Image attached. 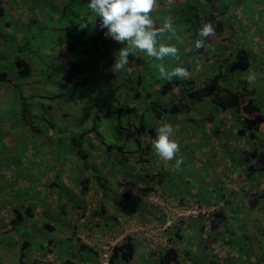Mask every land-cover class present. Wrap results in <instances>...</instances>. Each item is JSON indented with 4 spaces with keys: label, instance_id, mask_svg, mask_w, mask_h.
Wrapping results in <instances>:
<instances>
[{
    "label": "rangeland",
    "instance_id": "1",
    "mask_svg": "<svg viewBox=\"0 0 264 264\" xmlns=\"http://www.w3.org/2000/svg\"><path fill=\"white\" fill-rule=\"evenodd\" d=\"M26 1H31L30 5H26L31 15L26 17L25 22L20 16H16V19L12 18V26L15 28V31L13 33L4 32V35L6 34L11 38L10 45L23 48L24 50L19 53V56L31 62L32 76L25 83V89L28 94L32 95L35 99L29 101L31 106H34L35 110L33 112L38 114V118L33 119L32 122L37 125L38 121L41 120L39 127L41 126L40 129L44 131L45 129H49L47 122L50 121L53 124V136L56 145L54 148L50 149L51 155L46 159L47 162L46 164L44 163V166L38 168L37 163L34 164L36 171L39 172L40 176H46V173L50 170L54 157L59 156L58 150L60 148L67 149L66 142L69 141L71 135H80L90 130L91 126L94 124L98 134L97 136L95 132L94 135L85 134L86 140L90 138L95 145L100 146V153L102 152V154L106 155V158L110 162H107L106 168L110 167L113 175L116 174L119 169L121 174L130 173L129 175H131L130 178L132 181L130 180L129 183H127L122 179L121 175L112 178L109 182L111 184V191L108 189V192L111 193L110 197H107V199L102 198V200L101 197L99 198L96 194H93V196L88 199H72V201L76 203L74 207H72V204L67 198H59L60 200H58L60 202L66 203V207L63 211L65 212L66 209V211L69 212V217L66 224L63 225V223H60L56 226V231H46L42 233L40 237H35L38 232L35 228H23L20 226V228L18 227L15 230H5L4 227L7 224L12 206H14V204L21 206L28 202L25 200L27 199V197H25L26 195L19 197L20 192H18L17 189L22 186V182L21 184L19 182V186L15 188L17 184L16 175H20L23 172L30 174L31 171L28 167L23 169L21 163L18 162L19 159H21L22 147L16 145L14 149H16L19 154L17 155L15 153L11 156L9 150L12 146L11 140H9L8 144L7 140L2 139L0 141V188L5 189L9 187L11 191L7 194H12V197L6 200L8 196L6 194L4 197L5 205L0 206V264H18L23 236L27 237L29 241L27 253L30 257L26 256L28 262L37 259L39 264H56V260L60 257L57 255V250L60 247L62 248V241L60 240L67 236H72L74 239L73 242L70 241L69 243V245L74 246L73 249H76V246L85 240L86 242H90L93 248L98 249L101 254V248L103 250V246L107 248V245L114 244L121 240L124 234L127 233L126 231H128L130 225H127V229L122 227V231L116 226L111 229H101V227H97L100 219H98V215L96 216L95 213L99 212L101 207H104V209L111 210V218H114L112 215L115 212L125 211L130 208V205H134L135 202H145L144 204L147 206L159 208L163 211V214H165V222L163 224H158L155 220H152V222H149L150 220L141 221V224H143L141 230L135 232L139 234L137 237L140 238L141 233L144 236L146 234H153L161 240L158 241V244H166L167 242L173 245L174 243V245H176L175 247H179V249L183 250V247H189L191 253L188 258L186 256L183 257L184 261L182 264H205V262L210 264V260H212L214 264H264V198L262 197L257 199L258 201L254 207H248L246 204V206H242L240 209H231L232 212L231 210L227 212V209L223 211L227 216L226 220L223 222L224 227L230 233L232 231L236 232L235 237L228 242L231 243L235 249L228 253L230 256L227 259L223 257L222 260H215V258H212V251L209 252L207 251L208 248L201 247V242L206 239L204 236L207 235L209 229L210 219L207 216L212 210L227 208V205L229 207H235L237 202L234 200L239 198L244 201L248 193H252L255 190L259 191L261 188V184L255 181L244 179L247 182H242L236 180L235 190H237V194H234L235 196L229 195L232 198H229L227 204L225 203L224 197H219L220 192L218 190H215V193L211 191L215 187H219V182L221 181L216 173H210L209 168L212 166L214 160L227 159V155L231 153L227 150L230 146L236 148L239 142L237 136L228 133L227 129H225L222 134H219L216 139L214 133L208 132L201 124L204 121V118H201L203 116H201L203 110L207 109L211 111L212 109L200 107L195 111L198 115L191 117L190 122L186 121V123L180 120L181 117L178 115L168 119L162 118L159 121L155 120L153 116H150V112L148 111H146L147 113L144 115V121L148 123V125L151 124L155 130L164 123H171L176 129L175 138L179 141L180 151L177 152L175 159L168 161L171 165L170 169L168 171H161L163 173L162 177L163 181L171 186L170 193H176L178 196L188 195L192 198L182 199L173 195L169 196L165 194L161 188L159 191H161L164 196L159 195L161 193L157 191L149 192L148 194L137 192L139 181V185L141 184L142 186L150 184V180H148L144 172L147 171V163L152 162V160L149 158L147 161H140L142 165L138 167V174H140L137 176L140 180L137 181L136 176H132L134 172L130 170L133 168L136 161L134 156L126 163L122 162L121 164L118 163L115 157L117 155L116 151L110 155L108 151L105 150V146H101L99 139L104 141V145L113 143L116 146H123L125 150H135L138 158L143 156L141 148L145 145L146 137L143 133L142 136L136 133L139 123L135 121V113L137 112V117L142 115V113H139L137 110L139 107L144 114V101L140 99L138 102V99L133 95L134 89L136 88L130 87L131 83L130 86L127 87L126 81H123L124 83H119L116 78L120 77L122 80H127L131 77L135 78L137 71L144 73L145 68H147L149 73L147 72V74H145V78L141 84L136 87L141 89L142 92H154L152 97L153 99H157L158 89H160L163 84L167 83L164 78L159 76L158 65L163 63L169 70L178 66V62L184 57V49H189L186 45L190 42L185 41V47H183V37L187 33L183 34L177 30V33H175L171 39L168 38L169 35H172L171 33L161 38L162 42L175 45L178 48L177 56L165 57L163 61L151 58L149 64L144 62L140 65H135L136 63L131 64V62L128 61L124 69L113 72L111 71V67L114 64L116 52L119 48L123 47V45L105 36L107 29H101L99 27V19H97L95 25L89 24L87 28L80 27L83 19L92 14L87 6L88 4L71 1L63 12L62 7L67 4L65 0ZM26 1L22 0V4L17 11L21 12L26 8ZM235 1L236 3L230 5L227 15H232V19H235L233 23L236 25L243 24L244 26H253L252 23L256 22L254 23V27L257 29L263 27L260 34H255L256 39H254L255 36L252 39V41H257L258 36H264V2L260 0H240V3H238L237 0ZM182 4H185L184 0H175V6L168 9L165 6V0H163L162 3L158 1V7L152 13V17L157 25L163 23L165 18L170 17L171 20H174L177 18L174 15V13H176L175 10L181 12L184 7ZM226 4L229 5V3ZM8 15L10 16L12 13L7 11L6 18L9 17ZM19 21L23 22L20 26H18ZM1 28L2 25L0 24V29ZM234 28H236V26ZM251 32H253L252 28L248 29L247 33L244 32L242 37H240L241 39H236L234 41L228 40L225 44H228L229 48H236L240 43V45L252 50L255 48L256 44L254 45L249 41L243 44L245 42L244 36H248ZM224 39L223 37V39L220 38L219 40L217 37L214 42L209 43L208 48L210 52L212 50V52H214L215 49L222 51V48L216 47L215 44L216 42H218V45L222 44V42L225 41ZM16 40H18L17 45L15 44ZM17 54L18 52L13 49L12 53L6 58L7 62L5 69L9 74L14 72L15 75L14 61ZM132 55L136 60L139 57V59L147 58V55L140 51ZM59 56H61L64 61H75L77 64V69L72 70L73 75L71 81H64L60 78L62 74V71L59 69L60 63H67L61 62L58 58ZM118 59L119 56L117 54V60ZM254 59L256 60V56ZM211 60L213 61V59ZM208 62L207 64L211 63L210 61ZM258 70H256L255 66V73L257 72L258 74ZM190 71L194 73L200 70L198 67ZM260 75L263 79L264 74L260 72ZM79 78L81 80L84 79V82H78ZM254 85L255 88H257V81ZM170 90L173 91L175 95L177 94L175 86H171ZM62 94L66 96L71 95V98L65 99ZM39 95H42V97L36 98L39 97ZM118 107L122 108V110H118ZM126 107L130 108V110H126ZM12 120L13 119H10V121ZM213 123L212 130H214L213 127L217 126L225 128V124H220L218 117L214 119ZM228 124L229 122L226 125L228 126ZM232 129L236 130V127L233 126ZM94 136H96V139H93ZM258 136L261 137L260 140L264 143V135ZM140 144L142 146L139 148L138 146ZM94 149V151H96L97 147L95 146ZM239 149L240 148H237V151ZM130 155L131 153L129 156ZM150 155H154L155 158L158 157L153 146H150ZM233 156L234 155H229L228 157L233 159ZM110 157H114V164L111 163ZM9 158L10 161L8 160ZM176 159H182L183 161L179 169L175 166ZM6 160H8L7 163L12 162L15 164V170H11L12 166L10 164L9 166L3 164ZM196 160H198V162L200 161V166H198V164L197 166L194 165ZM165 162V160H162V163ZM233 162L234 165H236V162ZM3 171L8 177L2 175L4 174ZM12 173L13 176L11 177ZM263 174V171H261L260 175L263 176ZM72 176L73 174L71 173V177ZM74 178L77 179L76 174ZM133 178L135 179L134 181ZM67 185L70 184L67 183ZM240 186L241 189H238ZM193 189L196 190V193L193 192ZM20 190H22L21 187ZM127 193H131L132 196L136 195V199H129V196H123ZM121 196L123 197L121 198ZM212 196L216 197L213 199L208 198ZM44 201L46 202L44 206L48 207L43 208L44 214L52 217L55 214L56 217L60 210L55 208L57 207V201H55L54 196L52 195L49 197V194H47ZM12 202L14 204H12ZM37 205H41V202H38ZM145 208L146 206L144 210ZM38 211L39 210H37L36 215ZM199 217H201L203 226L200 228L201 231H199L200 233L193 242L188 238L180 240L176 238L169 239L163 232V229L167 227L177 228L180 225V219L184 220L185 223L188 218ZM239 224L240 232L235 228V226ZM159 227L160 229H158ZM152 228H155V232L151 231ZM74 229L76 230L75 233L73 232ZM156 230L163 232L162 235L156 233ZM228 232L223 231V235H221L217 241H223L226 236L231 238ZM37 238L40 240L37 241ZM48 241H52V243ZM205 241L209 244V242H207L209 241V237ZM196 242H198V244H196ZM145 243L148 249L152 248L154 245L146 240ZM153 243H155V241ZM40 244L43 247H40ZM220 245L221 246H215V249H213L216 255H222L228 248V246H224V243H220ZM196 247L206 252L201 249L194 251ZM29 250H34V252H30ZM93 254L94 253H91L90 255L92 256ZM77 258L78 256L76 255L71 259L75 261ZM93 262L94 264H103L98 256Z\"/></svg>",
    "mask_w": 264,
    "mask_h": 264
},
{
    "label": "trees",
    "instance_id": "2",
    "mask_svg": "<svg viewBox=\"0 0 264 264\" xmlns=\"http://www.w3.org/2000/svg\"><path fill=\"white\" fill-rule=\"evenodd\" d=\"M48 1V0H45ZM67 2L66 6L62 7L63 12L68 7L69 3L71 1H78L79 3H85L88 4L90 0H65ZM160 3H162L163 0H158ZM185 4L183 5V9L181 12L178 10H175L176 13L174 15L177 17L174 20H172L173 27L175 29V33H177V30L182 32L184 35V45L185 47V41L190 42L187 47L189 49H184L183 58H181L178 63V66H183L187 70V76L183 79L179 78H173L172 82H168L166 84H163L160 89H158V98L153 99L152 93L149 91L142 92L141 89L137 88L136 86H139L143 79L145 78V74H147V68H145L144 73L136 72V77L128 78L127 80H122L119 78H116L119 83H124L123 81H126V86L129 87L130 83L132 88L134 89V96L136 99H138V102L140 99L144 101V114L141 111L139 107L137 108L139 113H142L140 117H137V112L135 113V121L139 123L138 128L136 129V133L139 135H143L146 137L145 145L141 148L143 156L138 158L139 161H147L149 158L151 159L152 156L150 154V146H152V141L156 137V130L153 126L148 125L144 121V115L147 113L146 111L150 112L149 115L153 116V118L157 121L163 119H168L170 117L178 115L181 117L180 120L190 122L191 117H195V115H198L195 111L198 110L200 107L209 108L212 109L211 111L204 109L203 114H201V118H204L203 123H201L204 127H207V125L214 124V119L216 117L219 118L220 124H227L228 122L231 124V127H236V131L232 134L236 135L239 139L238 145L236 148H234L233 152L229 153L227 155V160L231 161L233 166H239L241 170L243 171L245 175V179H248L249 181H254V177L258 176L261 171L264 172V143L260 141L259 143V136H258V129L260 123L263 121V115L260 111V107L258 105V97H260V89L255 88V85H250L249 82L244 79V75L249 72L251 67L254 65V61H256L253 56L252 50L240 45L236 48H229L228 46L224 47V51H218V49L214 50L216 53H211L208 44L211 42H214L216 38L218 37L223 39L225 38L224 42L226 41H234L236 39H241L240 33H243L244 30L247 31L248 29L252 28L253 32H251V36H254L255 34L261 33L263 30V27H260V29H257L254 27V23H252L253 26L249 25H236L234 22L235 19H232V15H227V12H229L230 5L233 3H236L235 0H184ZM235 1V2H234ZM264 2V0H260ZM238 3H240V0H237ZM226 3H229L227 5ZM4 13V4L2 3V0H0V21L3 19L1 16H3ZM233 14V13H232ZM205 22H211L215 26V34L212 36H209L207 38H202L198 35L200 29L202 28L203 24ZM236 26V28H234ZM254 27V28H253ZM1 31V30H0ZM237 35V36H236ZM6 36V34H5ZM4 36V37H5ZM264 37V36H263ZM110 38V37H109ZM203 39V47L197 48L195 45L196 40ZM252 39V38H251ZM7 42V40L5 39ZM250 41V40H249ZM222 42V43H224ZM216 47L222 48V44H217ZM245 44V42L243 43ZM18 48V49H17ZM23 48L16 46V51L21 52L23 51ZM223 50V49H222ZM227 50V51H226ZM20 54H17V57L15 58V75L14 72L9 74L7 70H1L0 69V79L1 80H25L30 78L32 75V67L31 64L23 57L19 56ZM210 55V56H208ZM133 56V55H132ZM130 55L129 62L131 64L140 65L144 62H147L149 64L151 58L147 56V58L143 59H137ZM211 58L213 61L211 64H207V60ZM191 62L195 63L196 65L199 64V70L196 72H192L191 69ZM207 66V67H206ZM149 67V66H148ZM136 68V66H135ZM62 71V74L60 78L64 81H71V77L73 75L72 70L77 69V64L75 61H68L67 64H61L60 68ZM57 71V70H55ZM121 71V70H120ZM12 72V71H11ZM149 73V72H148ZM14 75V76H13ZM246 76V75H245ZM78 82H84L83 80H80ZM134 82V84H133ZM171 86H175L177 89V94L175 95L173 91L170 90ZM168 90V91H166ZM65 99L71 98V95H64ZM164 97V99H163ZM29 99L33 98L32 95L28 97ZM32 100V99H31ZM118 110H122V108L118 107ZM22 110L24 116H26V126L28 128H31L34 133L38 131V128L40 129V121H38V124L35 125L32 120L38 118V114L34 113L32 111L31 103L27 102V99L22 102ZM126 110H130V108L126 107ZM220 113H223V116L220 117ZM166 116V117H164ZM200 118V119H201ZM42 119V118H41ZM47 120V119H45ZM49 121V120H48ZM33 123L34 125H31L30 123ZM48 127L52 128L53 124L49 121ZM200 124V125H201ZM130 126V125H129ZM220 127V126H218ZM224 128V127H223ZM96 127L93 124L90 128V130L81 133L80 135H71L69 141L66 142L67 149L60 148L58 150L59 155H62L64 153L63 157L56 156L53 159L54 166L51 165L52 169L58 170L59 172V178L56 180V176L54 177H46L44 181H41L37 184V189L34 190V187L25 185V187L20 186L22 190L17 189L18 192H20L19 197L26 195L28 201L27 203H24L21 206H17L14 204L12 206L11 213L9 215V218L7 220V224L4 227L5 230H15L16 228H35L37 230V235L35 237H40L42 233L44 232H53L56 231V226L60 223L66 224L68 222L69 212L63 211V209L66 207V203L60 202L59 198H67L69 202L72 204V207L75 206V201H72V198H69L66 194L67 192L62 191V183L61 179L64 180L66 177H71V170H73L72 173L77 172L76 175H84L81 179H79V185H80V191L81 193L87 192L89 189L90 183L92 184V187L98 188L97 190L101 191V199H107L108 197V189H110L111 184L109 183L112 179L113 172L111 171L110 167L106 168V164L108 159L107 156L102 154L101 156L103 160H105L104 163H101L100 168H98V163H95L93 160L92 154H94L96 151H94V147H98L93 143V141L86 140L85 134L94 135V132L97 136L98 132L95 130ZM46 130V129H45ZM225 130V128L223 129ZM42 136L45 138L44 142L42 144H50L51 146L56 145L54 142V136L47 135L46 131L40 129L39 131ZM143 133V134H142ZM96 136L93 137V139H96ZM91 137V136H90ZM101 146H105V150L110 152L116 151L117 155L115 156L117 158L118 163H126L132 155V150H125L123 146H116L113 143H109L104 145V141L102 139H99ZM85 143H89V148L85 147ZM139 143V141H138ZM58 144V143H57ZM99 144V143H97ZM246 144V148L243 146ZM70 145V146H69ZM142 146L141 144L138 146L140 148ZM230 146V145H229ZM240 146V147H238ZM237 148H240L237 151ZM98 151V150H97ZM135 151V150H134ZM99 152V151H98ZM131 155L129 156V154ZM113 154V153H112ZM229 155H234L233 159L229 158ZM129 156V158H128ZM149 156V157H148ZM60 162H59V160ZM136 158V157H135ZM78 162L77 167L72 166L74 165L73 162ZM110 161L112 164L115 163L114 157H110ZM236 162V165H234V162ZM59 163V166L55 167V164ZM100 163V162H99ZM110 163V162H109ZM102 166H104L102 168ZM111 166V165H110ZM16 166H12L11 170H15ZM33 168V166H32ZM237 168V167H236ZM108 170V171H107ZM119 170V169H118ZM117 173L114 174L113 177H118L119 175L122 176L123 180L129 179V174H121L120 170ZM30 171H32L30 169ZM49 171V170H48ZM107 171V172H106ZM110 171V172H109ZM57 172V171H56ZM24 172L20 175H16V187L19 186V182L21 184L23 177L22 175ZM26 174V173H25ZM47 174V173H46ZM6 175V173L2 174ZM145 175V174H144ZM13 176V173L11 174V177ZM8 177V176H7ZM9 177V178H11ZM144 177V176H143ZM148 180L150 176H147ZM53 178V179H52ZM78 178V176H77ZM52 179L53 181H51ZM101 180V182H100ZM135 179L133 178V181ZM140 180L139 177L137 178V181ZM130 181V180H129ZM132 181V180H131ZM144 181V180H143ZM65 184V183H64ZM34 185V184H33ZM54 185H58L59 187V200L57 201V210H60L58 212L57 216H47L44 213L43 208H48L47 206H44V203H46L44 200L46 199L47 193L50 191L51 188H53ZM137 192L146 193L150 189V186L147 185H137ZM151 190V189H150ZM149 190V191H150ZM11 189L6 187L5 189L0 188V199L1 204L0 206L5 205L4 197L5 195L10 192ZM97 193V192H95ZM4 195V196H3ZM8 195V194H7ZM123 196H129V194H124ZM121 196V198L123 197ZM12 197V194H9L6 198L10 199ZM264 198V192H259L255 190L252 193H248L247 197L242 201L241 199L234 200L237 202L235 207H232L233 209H240L242 206L254 207L256 206L257 199ZM102 199V200H103ZM226 204L229 202V198L226 200ZM38 202H41V205H37ZM7 205V204H6ZM42 207V208H40ZM38 211V214L36 215ZM231 210V212H232ZM109 210L104 209V207H101L99 212H96V216L100 221L98 222L97 227L102 228H114L115 225L110 226L109 222H114L116 219V216H114V219H107L106 213ZM68 215V216H67ZM95 216V215H94ZM209 220V229L207 231V235L214 234V239H219L221 235H223V231H226V228L223 225V222L226 220L227 216L219 209V210H212L210 214L207 216ZM237 221V220H236ZM203 225L201 224L198 230L193 231H179L176 227L174 228V234L171 236V239H183V238H190L198 235L201 231V227ZM240 224L235 226L236 230L240 232ZM194 227V226H193ZM176 228V229H175ZM73 232L75 233L76 230L74 229ZM180 232V233H179ZM185 232V233H184ZM231 238L226 237L228 242L230 239H233L235 237L236 232L232 231L231 233L228 232ZM211 237V236H210ZM28 238L23 236L22 237V246L21 251L19 254V260L18 264H39L37 259H33L32 261L28 262L26 259L27 257H30V255L27 253L28 249ZM69 238L61 239L62 241V248H58L57 255H59V259L56 260V264H94L93 260L95 258L100 259V254L98 249L93 248V246H90V244H86L84 242H80L78 246H76V249H73L74 246L69 245L70 243ZM40 240V239H39ZM37 238V241H39ZM225 240V239H224ZM49 243H52V241H48ZM229 250L235 249L234 246L231 243H228ZM223 244V242H220ZM225 246V245H224ZM40 247H43L40 244ZM137 242L136 240L131 236V234L125 235L122 240L116 242L112 248H110L107 251L108 257H107V264H130L132 262L133 258L136 255L137 252ZM183 249H177L174 247L165 248L163 250H160L157 255H155L156 264H182L184 259L183 257L186 256L187 258L188 253L190 252V248L183 247ZM30 252H34V250H29ZM183 251V252H182ZM210 252V251H209ZM91 253H94L92 256ZM104 253V251H102ZM228 253H230L228 251ZM227 253V254H228ZM78 256V258L73 261L71 258L73 256ZM213 257L221 256V254H215L213 252ZM230 256V254H228ZM95 257V258H94ZM222 257V256H221ZM220 257V258H221ZM225 259L226 256H223ZM217 258V257H216Z\"/></svg>",
    "mask_w": 264,
    "mask_h": 264
},
{
    "label": "crops",
    "instance_id": "3",
    "mask_svg": "<svg viewBox=\"0 0 264 264\" xmlns=\"http://www.w3.org/2000/svg\"><path fill=\"white\" fill-rule=\"evenodd\" d=\"M26 1V0H25ZM2 3L4 4V13H3V19L0 21V24L2 25V28L0 29V69L1 70H6V58L12 53L13 49L16 51V46L15 45H10L11 44V38L8 35H4V32H9V33H13L15 31V28H13L12 26V18L16 19V16H20L22 18V20L25 22L26 17H29L30 11H28L27 6L30 5L31 1L25 3L26 8L23 9L21 12L17 11V9L20 7V5L22 4V0H2ZM7 11H10L12 13V15H8L9 17H7ZM21 23L19 21L18 26L21 25ZM16 27V26H15ZM12 29V30H11ZM11 30V31H10ZM245 33H247V31H244ZM243 32V33H244ZM240 33L239 35L242 37V34ZM260 34V33H258ZM252 34H248V36H244V41L246 43V41H249L251 43H253L254 45L256 44L255 48L252 49V53L253 56H256V61H254V65L251 67V69L249 70V72H247L244 75V79H247V76L249 73H255V66H256V70H258V74L257 72L255 73L257 76V87L258 89H260L259 91H261L260 93V97H258V105L260 107V111L263 115V121L260 123L259 125V129H258V135H264V77L262 79V76L260 75V72H262L264 74V37L258 36L257 37V41H252V39H256V35L250 37ZM5 36V37H4ZM252 38V39H251ZM5 39L7 40V42L5 41ZM18 40L15 41V44L17 45ZM211 43V42H210ZM228 46V44H224L222 43V51H224V47ZM18 49V48H17ZM216 50V49H215ZM213 51V50H212ZM211 51V53H212ZM219 51V50H218ZM227 51V50H226ZM221 52V50H220ZM213 53H216V51H214ZM19 54V52H18ZM210 56V55H208ZM17 57V55L15 56V58ZM59 60L61 62L67 63L68 61H64L63 58L61 56L58 57ZM27 60V59H26ZM30 64L31 62L29 60H27ZM208 61L212 62L211 58H209L207 60V63H209ZM211 64V63H210ZM199 66L196 65L195 63L191 62V69L195 70L197 69ZM9 78H7V80H1L0 79V141L2 139L7 140L6 142L9 144V140H11L12 142V146L10 150V155L12 156L13 154H19L18 151H16V149H14V147L16 145H18V147H22V153H21V159H19L18 162L21 163V167H23V169L25 168H30L32 171L30 172V174H24L22 175L23 177L21 178L22 180V186L25 187V185L32 186L34 187V190L37 189V184L41 181H44L46 179V177H54L56 176V180H58L59 178V172L58 170L52 169L50 167V170L47 172V176L43 178V176L39 175V172L36 171V168L34 166L35 163H37L38 168L44 166L46 164V159L51 155L50 154V149L54 148V146H51L50 144H42L45 140V138L42 136V134L39 132L40 129L38 128V131L36 133H34L32 131L31 128H28L26 126V121L29 120H25L26 116H24L25 113H23L22 110V102L24 100L27 99V102L35 100L34 98L29 99L28 97L30 96L27 92V90L25 89V83L28 81V79H23L21 81L18 80H8ZM80 79V78H79ZM81 80V79H80ZM260 87V88H259ZM42 95H39V97L36 98H41ZM32 107V111H34V106ZM220 117L223 116V113H220L219 115ZM10 119H13L12 121H10ZM30 123V122H29ZM31 125H34L33 123H30ZM227 127V128H226ZM206 130L210 133H214V137L217 139L219 134H222V132L224 131L223 127H213L214 130H212V125H207V127H205ZM225 129H227V132L232 134L234 133L236 130L232 129L231 124L229 123L228 126L225 125ZM47 135H54V130L53 128H49L48 130H45ZM260 136H259V143H260ZM90 141V139L88 140ZM86 148H89V143H85L84 144ZM244 145V144H243ZM97 151L92 154L94 155L93 157V161H95V163H98V168H100L101 163H104L105 160H103L101 153H100V146L97 145ZM246 148V144L243 146V148ZM132 150V149H131ZM234 148L230 146V148L227 150L229 152H233ZM133 152V156L136 157L135 158V163L133 168H131L130 170H132L134 172V174L132 176H136V178H138L137 176L140 174H138V167H140L142 165V163H140V161L138 160L137 157V152H135L134 150H132ZM113 152H110L109 154L111 155ZM59 155V153H58ZM150 155V154H149ZM64 153H62V155H59V157H63ZM152 158V162L147 163V171L144 172L147 176H150V184H148L147 186H150V191L148 190V192H146L145 194H148L149 192H160L162 195V192L159 191V189L161 188V190L165 193L176 197H180V198H192L188 195L185 196H178L176 193H170L171 192V186L168 185L167 183H165L163 181V173L161 171H168L171 167V165L169 164L168 161H166L165 163H162V159H160L159 157H154V155H151ZM149 157V156H148ZM10 161V158L8 159ZM8 160L4 161L3 164L5 166H9V164L11 166H15L14 163L12 162H8ZM59 160V158H58ZM60 162V160H59ZM100 162V163H99ZM200 162V161H199ZM198 160L195 161L194 165L200 166L199 165ZM45 163V164H44ZM74 165L72 164V166L77 167L78 162H73ZM53 164V162H52ZM1 166V165H0ZM33 166V168H32ZM54 166V165H52ZM59 166V163L55 164V167L57 169V167ZM104 166H102L103 168ZM101 169V168H100ZM210 173L214 174L216 173V175L218 176L219 180L221 182H219L220 186L219 187H215L213 190H211L213 193H215V190H218L220 192V196L219 197H224V200H226L227 198H230L232 195L237 194V190H235V181L240 180V181H245L244 180L246 177L243 173V171L241 170V168L239 166H233L231 161L227 160L226 158L222 159V160H214L212 166L209 168ZM57 171V172H56ZM108 171V170H107ZM106 171V172H107ZM73 172V170H71V173ZM110 172V171H109ZM3 173H5L3 171ZM264 173V172H263ZM73 176L72 177H66L64 178V180H60L62 185V191L67 192V196L69 198L72 199H77V200H81V199H88L91 196H93V194H96L97 197H101V191L97 190L98 188L96 187H92V184L90 183V187L87 190V192L85 193H81L80 191V185H79V179H81L84 175H77L78 178L75 179L74 175L77 174V172L72 173ZM130 173H126L125 175H128ZM71 176V175H70ZM114 175L112 174V178ZM131 177V175H129V178ZM262 177V178H260ZM53 179V178H52ZM52 179H50L51 181H53ZM123 179V178H122ZM130 179H125V181L127 183H129ZM248 180V179H247ZM69 181V182H68ZM249 181V180H248ZM254 181L261 184V188L259 189V192H264V174L263 176L259 175L254 177ZM101 182V180H100ZM140 182V181H139ZM142 182V181H141ZM229 182V183H228ZM241 182V185H242ZM65 183V184H64ZM67 183H69L70 185H67ZM144 183V182H142ZM34 184V185H33ZM100 189V188H99ZM238 189H241L238 187ZM111 191V189H110ZM97 192V193H95ZM193 192L196 193V190L193 189ZM227 192V193H226ZM254 192V191H253ZM59 187L58 185H54L53 188L50 189V191L47 193L50 196H54L55 201H58L57 199L59 198ZM137 194V193H136ZM111 193H108V197H110ZM219 195V194H218ZM217 195V196H218ZM231 195V196H229ZM136 196V195H135ZM135 196H132L131 193L129 194V199H136ZM229 196V197H228ZM235 196V195H234ZM65 197V196H63ZM216 196H212V197H208V198H215ZM232 198V197H231ZM195 199V198H194ZM108 201V200H107ZM109 202V201H108ZM145 203V202H144ZM141 203V202H135L134 205H130V208L125 210V211H121V212H115L112 216H117V219H115L114 222H109L110 226L115 225L116 227L120 228V231H122V227L127 226V225H131V224H136V223H140L143 220H150L149 222H152V220H155L158 224H163L165 222V214H163V211H161L159 208H154L152 206H147L146 204ZM226 203V201H225ZM146 206L145 210L144 207ZM235 205V204H234ZM233 206V205H232ZM225 209H227V212H230V210L232 209V207H229L227 205V208H221L220 210L223 212ZM110 210L106 213V218L107 219H114L111 218V214H110ZM224 213V212H223ZM149 215V216H148ZM189 220V221H188ZM188 220L184 223V220H179V224L180 225L177 227V229L181 232L183 231H193V230H198V228L200 227V225L202 223L201 221V217L199 218H188ZM194 226V227H193ZM202 228V227H201ZM160 229V227L158 228ZM176 229V228H175ZM151 231L155 232V228H152ZM156 233H159V235H162V233L164 232V234H166V236L170 239L171 236L174 234V228H165L163 232H160V230H156ZM184 232V233H185ZM180 233V232H179ZM153 235V234H151ZM137 236H139V234L136 235H132V237L136 240L137 242V252L135 257L133 258L132 262H130V264H156L155 260V255H157V253L160 250H163L165 248H170V247H174L179 249V247H175L176 245L172 244H168L166 242V244H162L159 243L158 241H161L160 239H158L157 236L153 235L155 237V243L153 245L152 248L148 249L146 244H145V240L138 238ZM198 235L194 236V237H190L188 238L189 240H191L193 242V240H195V238ZM211 236V237H210ZM71 237L70 241L73 242L74 239L72 238V236H67V238ZM174 237V236H172ZM206 237V239L209 237V244L206 243V239L201 242V247L202 248H208L207 251H212L214 252L215 250V246H221L220 242H223L224 245H227L228 240L225 238V241L223 239V241H217V239H214V234L212 235H206L204 236ZM227 237V236H226ZM228 238V237H227ZM196 244H198V242H196ZM201 249L199 247H196V250ZM191 250V249H190ZM189 250V251H190ZM202 251H204L203 249H201ZM233 250V249H232ZM232 250H229V246L226 249V251L221 255V256H216L212 258H215V260H222L223 256H226V258L229 257V255L227 254L228 251L231 252ZM184 251V250H183ZM182 251V252H183ZM193 251V252H194ZM192 252V253H193ZM206 252V251H204ZM191 253V251L188 253ZM221 257V258H220ZM210 264H214L212 260L209 261ZM203 264V263H202ZM205 264H207L205 262Z\"/></svg>",
    "mask_w": 264,
    "mask_h": 264
},
{
    "label": "clouds",
    "instance_id": "4",
    "mask_svg": "<svg viewBox=\"0 0 264 264\" xmlns=\"http://www.w3.org/2000/svg\"><path fill=\"white\" fill-rule=\"evenodd\" d=\"M87 6L92 14L83 19L80 27L87 28L89 24L95 25L97 19H99V27L101 29H107L105 36L123 45L116 52L111 71L114 72L124 69L129 61L130 55L137 51L144 52L148 57L159 61H163L168 56H177L178 48L175 45L164 43L161 40L168 33L172 34L169 35V39L175 35L171 18H165L163 23L157 25L152 17V13L158 7V0H90ZM165 6L171 9L175 6V0H165ZM214 34L215 26L211 22H205L198 33L202 38H207ZM195 45L197 48H202L203 39L196 40ZM117 54L119 56L118 60ZM158 72L159 76L168 82H172L174 77L183 79L187 75V70L184 67L177 66L169 70L163 63L158 65ZM247 79L250 85H254L257 76L255 73H249ZM175 132L176 129L171 123H164L156 129V137L152 141V146L160 159L171 161L176 158L177 152L180 151V144L175 138ZM182 163V159H176L175 166L179 169ZM142 225L140 223L131 224L124 236L128 234H131V236L136 235L135 232L141 230ZM123 228L127 229V226ZM140 239L151 242L152 245L155 241L153 235L146 234L144 236L142 233ZM82 242L88 245L90 244V242H86L85 240ZM114 244L107 245V248L103 246V250L101 248V254H99L103 264H107V251ZM104 254L107 255L106 259L104 258Z\"/></svg>",
    "mask_w": 264,
    "mask_h": 264
},
{
    "label": "built area",
    "instance_id": "5",
    "mask_svg": "<svg viewBox=\"0 0 264 264\" xmlns=\"http://www.w3.org/2000/svg\"><path fill=\"white\" fill-rule=\"evenodd\" d=\"M106 257H107V255L106 254H104V258L106 259Z\"/></svg>",
    "mask_w": 264,
    "mask_h": 264
}]
</instances>
